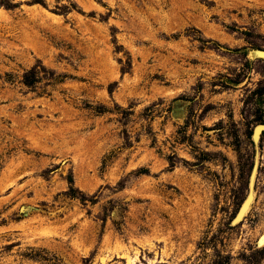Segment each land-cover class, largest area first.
Instances as JSON below:
<instances>
[{"label":"rangeland","instance_id":"374dc122","mask_svg":"<svg viewBox=\"0 0 264 264\" xmlns=\"http://www.w3.org/2000/svg\"><path fill=\"white\" fill-rule=\"evenodd\" d=\"M261 53L264 0H0V264H264Z\"/></svg>","mask_w":264,"mask_h":264},{"label":"water","instance_id":"95a60500","mask_svg":"<svg viewBox=\"0 0 264 264\" xmlns=\"http://www.w3.org/2000/svg\"><path fill=\"white\" fill-rule=\"evenodd\" d=\"M261 54L264 55V53H261ZM262 130H264V126L257 127L254 131V137L256 138L258 136V134L260 133V131H262ZM243 210H244V207L241 209V211H243Z\"/></svg>","mask_w":264,"mask_h":264},{"label":"trees","instance_id":"16d2710c","mask_svg":"<svg viewBox=\"0 0 264 264\" xmlns=\"http://www.w3.org/2000/svg\"><path fill=\"white\" fill-rule=\"evenodd\" d=\"M24 80H25V84L28 85V86H30V85L33 84V81L30 80V76H25V77H24ZM69 182L71 183L72 180L69 179Z\"/></svg>","mask_w":264,"mask_h":264}]
</instances>
